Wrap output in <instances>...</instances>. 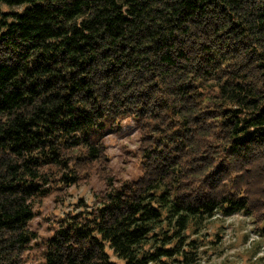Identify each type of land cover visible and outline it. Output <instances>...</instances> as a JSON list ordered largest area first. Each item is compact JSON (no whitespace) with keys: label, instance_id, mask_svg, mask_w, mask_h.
I'll return each mask as SVG.
<instances>
[{"label":"trees","instance_id":"obj_1","mask_svg":"<svg viewBox=\"0 0 264 264\" xmlns=\"http://www.w3.org/2000/svg\"><path fill=\"white\" fill-rule=\"evenodd\" d=\"M125 118L141 174L115 182L101 138ZM94 162L107 190L41 264H194L236 213L264 239V0H0V264Z\"/></svg>","mask_w":264,"mask_h":264},{"label":"rangeland","instance_id":"obj_2","mask_svg":"<svg viewBox=\"0 0 264 264\" xmlns=\"http://www.w3.org/2000/svg\"><path fill=\"white\" fill-rule=\"evenodd\" d=\"M139 127L133 119H122L117 128H109L101 138L105 147V163L113 181L133 180L141 174L137 149ZM100 164L93 163L87 175L75 185L52 187L40 202H34V216L29 227L36 237L29 245L21 264H41L43 242L54 231L59 219L81 208L91 209L107 190L100 177ZM81 202V203H80ZM80 203V204H78ZM198 237L194 264H264V239L254 231L251 218L236 213L206 223ZM120 264V263H119Z\"/></svg>","mask_w":264,"mask_h":264}]
</instances>
